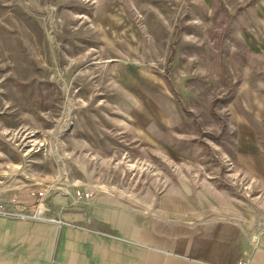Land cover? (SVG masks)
I'll return each mask as SVG.
<instances>
[{
  "label": "rangeland",
  "instance_id": "1",
  "mask_svg": "<svg viewBox=\"0 0 264 264\" xmlns=\"http://www.w3.org/2000/svg\"><path fill=\"white\" fill-rule=\"evenodd\" d=\"M86 186L264 225V0H0V200Z\"/></svg>",
  "mask_w": 264,
  "mask_h": 264
},
{
  "label": "crops",
  "instance_id": "2",
  "mask_svg": "<svg viewBox=\"0 0 264 264\" xmlns=\"http://www.w3.org/2000/svg\"><path fill=\"white\" fill-rule=\"evenodd\" d=\"M82 188L93 197L49 194L47 216L62 223L0 215V264H264V225L241 219L238 207H176L174 197L141 207L118 191ZM12 197L26 205H9L16 210L36 201Z\"/></svg>",
  "mask_w": 264,
  "mask_h": 264
},
{
  "label": "built area",
  "instance_id": "3",
  "mask_svg": "<svg viewBox=\"0 0 264 264\" xmlns=\"http://www.w3.org/2000/svg\"><path fill=\"white\" fill-rule=\"evenodd\" d=\"M75 195L77 198L89 199L93 197L92 191H85L83 189L75 190ZM32 195L36 197V201L32 204L33 209L31 211L25 210H16L11 208L10 204H20L26 206L25 203H22L17 197H12L9 201H0V215L19 217L33 219L36 221H52L57 223H62L60 219L54 217H48L47 213L49 212V207H47V198L49 194L51 195V189L45 188L43 190L32 192ZM239 264H246L245 262H240Z\"/></svg>",
  "mask_w": 264,
  "mask_h": 264
}]
</instances>
